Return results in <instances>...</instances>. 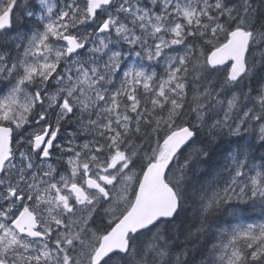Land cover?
Here are the masks:
<instances>
[{
  "label": "snow or ice",
  "instance_id": "snow-or-ice-1",
  "mask_svg": "<svg viewBox=\"0 0 264 264\" xmlns=\"http://www.w3.org/2000/svg\"><path fill=\"white\" fill-rule=\"evenodd\" d=\"M0 264H264V0H0Z\"/></svg>",
  "mask_w": 264,
  "mask_h": 264
}]
</instances>
